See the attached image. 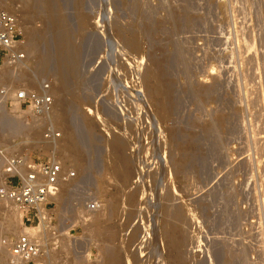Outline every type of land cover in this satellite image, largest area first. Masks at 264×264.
Returning <instances> with one entry per match:
<instances>
[{
  "label": "rangeland",
  "instance_id": "1",
  "mask_svg": "<svg viewBox=\"0 0 264 264\" xmlns=\"http://www.w3.org/2000/svg\"><path fill=\"white\" fill-rule=\"evenodd\" d=\"M33 1H0L26 38V58L0 64V149L52 156L76 173L53 199L59 242L43 236L42 264H110L109 249L127 264H264V0ZM50 5L73 53L63 88ZM44 79L61 131L50 146L44 120L10 104L13 89ZM61 101L87 138L79 157L59 148L70 120ZM114 140L132 179L111 157ZM0 164L1 182L8 167ZM92 197L94 211L85 206ZM20 230L18 212L0 200L6 264Z\"/></svg>",
  "mask_w": 264,
  "mask_h": 264
},
{
  "label": "built area",
  "instance_id": "2",
  "mask_svg": "<svg viewBox=\"0 0 264 264\" xmlns=\"http://www.w3.org/2000/svg\"><path fill=\"white\" fill-rule=\"evenodd\" d=\"M26 38L18 15L0 9V64L17 65L26 58ZM2 95L10 94L2 89ZM10 104L27 110L32 118L44 120L42 140L54 142L61 137V131L52 118L54 94L52 81L42 80L37 87H18L11 91ZM0 159L8 172L0 182V199L10 202L20 215V228L38 226L41 240L26 231L17 232L8 246V264H42L48 254L43 236L49 233L52 242H59L58 232L53 226V198L59 192L61 183L74 179L76 173L52 156L45 160L34 159L27 153L7 154L0 149ZM99 201L90 198L85 206L94 211ZM5 243V241H4Z\"/></svg>",
  "mask_w": 264,
  "mask_h": 264
},
{
  "label": "bare ground",
  "instance_id": "3",
  "mask_svg": "<svg viewBox=\"0 0 264 264\" xmlns=\"http://www.w3.org/2000/svg\"><path fill=\"white\" fill-rule=\"evenodd\" d=\"M1 1V0H0ZM35 1V0H34ZM33 1V2H34ZM50 1V0H49ZM2 2H3V0H2ZM1 2V3H2ZM24 2H26V1H24ZM30 2V1H29ZM51 2H52V0H51ZM51 2H49V3H51ZM28 3V2H27ZM53 3V2H52ZM25 4V3H24ZM39 4V3H38ZM28 5V4H27ZM37 6V5H36ZM35 6V3L34 4H29V8H37ZM39 6V5H38ZM24 7V6H23ZM48 7H49V5H48ZM21 8V7H20ZM34 8V9H35ZM40 8V7H39ZM54 7L52 6V5H50V10H51V12L49 11V13H51L50 14V16H51V18H52V20L53 21H57L58 20V18H57V16H55V13H54ZM58 9V8H57ZM56 9V10H57ZM49 13H47V14H49ZM57 19V20H56ZM46 20V19H45ZM52 21V22H53ZM62 20L60 19L59 21H57V23H58V25H56V26H59V29L57 30L58 32L56 33V34H58V39H60V41H61V46H62V48H61V52H60V55H59V59H60V64H61V67H60V69L59 70H57V73H58V78H59V82H60V85L62 86V88L64 87V85H66V83H67V81H68V77H69V75L72 73V71H74V69L72 68V67H74L71 63L72 62H70L71 60H72V58L70 59V58H68V52L70 51V50H68L69 48H68V43H67V38H68V35H66V32H65V27L62 29V26L60 27V25H62L61 22ZM54 29V28H53ZM65 29V30H64ZM33 35V34H32ZM71 42V41H70ZM33 46V45H32ZM32 49H34V46H33V48ZM42 49V48H41ZM72 51V50H71ZM70 51V52H71ZM71 54V55H70ZM69 55L70 56H72V54L73 53H70ZM76 55V54H75ZM75 55H73V56H75ZM51 56V55H50ZM43 60V59H42ZM48 61V60H47ZM72 61H74V60H72ZM77 61V60H76ZM47 63V62H46ZM75 65V64H74ZM44 69H46V70H49V69H51L50 68V65L47 63V64H45L44 66H42ZM73 69V70H72ZM20 74V73H19ZM15 77H17V76H15ZM14 77V78H15ZM34 76H28V80H30V81H33L34 80ZM57 79V78H56ZM32 83V82H31ZM74 95V94H73ZM75 97V96H74ZM78 97H79V95H78ZM62 100V99H61ZM64 100V99H63ZM60 101V100H59ZM62 102V101H61ZM63 103V102H62ZM69 106V105H68ZM67 106V104H65V103H63L62 104V107H61V111H62V113L63 114H65V116L67 115V113H68V118L70 117V120L68 119V123H66L64 126V128L66 129L65 131H66V134H65V140L64 141H62V143L60 142V150L62 151V152H65V154L68 152H72L71 154H74L76 157H79V155H80V153H82L85 149H87L88 148V143H87V141H86V136L83 134V131H81L80 130V128L77 126V124L75 123V121H73V119H72V117L73 116H71V115H69L70 114V106L68 107ZM12 108L13 109H15V111L17 112V113H20V114H22V113H27V110H22V109H20V108H18V106H16V105H14V106H12ZM53 111H54V109H53ZM61 111H60V114H59V116H60V118L63 120V121H66L65 120V116H63V114H61ZM55 112V111H54ZM34 119V118H33ZM6 125L8 124H10V123H6V122H4ZM11 123H13V122H11ZM17 123V122H16ZM16 123H13V124H11L10 125V127L14 130V131H20V130H22L23 128L22 127H24L25 128V126H23L22 125V123H21V125L20 124H16ZM7 125V126H8ZM30 125V124H29ZM33 128V127H32ZM26 129V128H25ZM24 129V130H25ZM29 130V129H28ZM31 130V129H30ZM31 132V131H30ZM118 139V138H117ZM55 141H57V140H55ZM59 141V140H58ZM57 141V142H58ZM117 141V140H116ZM114 142H115V140H114ZM119 142H120V140H119ZM49 142H46V144L45 145H49V144H51V143H49ZM53 143V142H52ZM111 143H113V142H111ZM117 143H118V141H117ZM59 144V143H58ZM114 144H116V142L115 143H113V146L111 147V145H110V147H111V149H110V153H112V155H111V157L113 156L114 158H115V161H117L120 165H122L123 167H120V168H124L125 169V173H123L122 174V172H121V170H120V175H122V177L124 176L125 178H128L130 175H132L131 174V169H130V165H131V161H130V159L128 158V157H126L125 155H123V153L120 151L121 149L119 148V147H117L116 145L114 146ZM118 144H121V143H118ZM50 146V145H49ZM120 147H121V145H119ZM55 147V146H54ZM58 148V147H57ZM261 148V147H260ZM69 153V154H70ZM74 156V157H75ZM75 157V158H76ZM78 159V158H77ZM113 159V158H112ZM113 162V161H112ZM118 163H116V164H118ZM113 164H114V162H113ZM1 165V164H0ZM117 167V166H116ZM116 170H118V169H116ZM124 171V170H123ZM125 174V175H124ZM131 177V179H132V176H130ZM134 177V176H133ZM130 179V178H129ZM130 179V180H131ZM118 183V182H117ZM119 184V183H118ZM61 188V187H60ZM60 191V190H59ZM62 192V191H61ZM60 193V192H59ZM57 195V194H56ZM58 197H61V194H60V196L58 195ZM54 199V198H53ZM122 199V198H121ZM1 200V199H0ZM2 201H5L6 202V200H2ZM8 202V201H7ZM10 203V202H9ZM19 215V214H18ZM131 217V216H130ZM177 217V216H176ZM180 218V217H179ZM9 220V219H8ZM18 221V220H17ZM14 222V221H13ZM6 223V222H5ZM4 223V224H5ZM13 224V223H12ZM10 222H8V223H6V229H5V232L6 233H10V232H12L13 230V227L12 226H14V225H12ZM19 224H20V215H19ZM12 225V226H11ZM38 226H36V225H27L26 227H24V228H21V230L20 231H26V232H28L29 233V235H31V236H34V237H36L37 239H38V241H40L41 240V235L38 233ZM109 234V233H108ZM180 236V235H179ZM179 236H176V238H175V240H174V243H175V245H176V248L178 249L179 248V245L181 244V238L179 237ZM4 238V237H3ZM184 240V239H183ZM3 243V242H2ZM181 246H182V244H181ZM183 247V246H182ZM185 247V246H184ZM104 249V248H103ZM129 249V248H128ZM127 249V250H128ZM180 249V248H179ZM178 249V250H179ZM182 249V248H181ZM1 250V249H0ZM4 250V249H3ZM110 251L108 252V255L106 254L107 253V251H106V255H107V260L110 262V264H127V263H124L122 260H121V258L117 255L118 254V252H114L113 250H111V249H109ZM2 251V250H1ZM0 251V252H1ZM62 251V250H61ZM6 254H8V251H4ZM126 252V251H125ZM183 252V251H182ZM178 253H180L179 251H178ZM181 254V253H180ZM180 254L177 256L178 258H180L181 259V257H180ZM182 255V254H181ZM184 260V259H183ZM1 261V263L2 264H6L2 259L0 260ZM0 263V264H1Z\"/></svg>",
  "mask_w": 264,
  "mask_h": 264
}]
</instances>
